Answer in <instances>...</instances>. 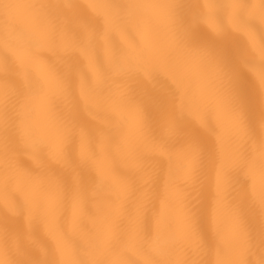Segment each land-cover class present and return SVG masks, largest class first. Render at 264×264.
Masks as SVG:
<instances>
[{
    "label": "snow or ice",
    "instance_id": "1",
    "mask_svg": "<svg viewBox=\"0 0 264 264\" xmlns=\"http://www.w3.org/2000/svg\"><path fill=\"white\" fill-rule=\"evenodd\" d=\"M84 5L0 0V52L11 57L0 56V206L43 221L58 260L36 264H129L127 253L136 264H264V40L240 22L264 26V0ZM229 29L248 36L259 65L228 67ZM156 74L169 87L151 119L124 82ZM246 75L254 129L239 106ZM93 121L117 139L98 138ZM111 154L134 179L110 175ZM69 236L84 242L79 254Z\"/></svg>",
    "mask_w": 264,
    "mask_h": 264
},
{
    "label": "bare ground",
    "instance_id": "2",
    "mask_svg": "<svg viewBox=\"0 0 264 264\" xmlns=\"http://www.w3.org/2000/svg\"><path fill=\"white\" fill-rule=\"evenodd\" d=\"M78 2L87 11L84 5L86 0H78ZM175 3L185 6L189 3V0H175ZM96 22L100 23L98 19ZM240 22L243 24L245 30L253 34L258 41L264 40V26L256 19L249 17L242 19ZM79 23L81 25L87 24V16L80 19ZM129 32H131L130 29ZM229 35V42L221 49V55L224 56L228 67H238L241 59L244 58H247V61L250 63L259 65L260 62L253 51L248 36L243 32H233L231 29H229ZM113 41L117 47L122 46L119 37L115 34ZM0 56H5L11 60V57L7 53L0 52ZM124 87L127 89L126 100L128 102L134 104L143 103L149 113V117L151 119H158V114L152 109L151 101L155 98L164 99L166 96V89L169 87V84L163 76L156 74L153 80L149 82L142 75H137L124 82ZM239 106L250 127L254 129L255 120L258 116V104L256 91L250 75L245 76L243 87L240 91ZM56 110L57 112H62L63 105L58 102ZM101 119H103V116ZM92 126L98 138L109 136L113 140L117 139L115 132L107 128L103 123L93 121ZM192 131L195 132L197 129L193 127ZM247 147V145H242L241 151H245ZM106 164L110 175L114 178L126 177L134 179L136 176L135 171L127 167L117 154H111ZM95 179L96 174L93 172L89 180ZM87 199V210L90 214H94L95 209L92 207L90 193ZM106 199L116 202L118 194L109 187L106 190ZM82 228L85 231H91L92 225L85 221L82 224ZM10 234H14V238ZM104 235L107 238V234L105 233ZM68 239L70 243L75 245L79 254V250L84 248V242L77 236H69ZM110 246L113 250H117L119 247L115 239L110 242ZM0 248L7 252V256L12 261V264H36L37 261L46 260L51 262L58 260V257L55 255L54 244L47 233L43 221L38 216L34 217L31 223H29L24 214L11 216L3 206H0ZM188 255H191V252ZM79 258L81 260L87 259L83 255H80ZM126 259L129 261V264H136L138 257L133 253H127Z\"/></svg>",
    "mask_w": 264,
    "mask_h": 264
},
{
    "label": "clouds",
    "instance_id": "3",
    "mask_svg": "<svg viewBox=\"0 0 264 264\" xmlns=\"http://www.w3.org/2000/svg\"><path fill=\"white\" fill-rule=\"evenodd\" d=\"M3 253H4V250L0 248V264H3Z\"/></svg>",
    "mask_w": 264,
    "mask_h": 264
}]
</instances>
